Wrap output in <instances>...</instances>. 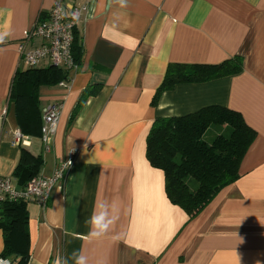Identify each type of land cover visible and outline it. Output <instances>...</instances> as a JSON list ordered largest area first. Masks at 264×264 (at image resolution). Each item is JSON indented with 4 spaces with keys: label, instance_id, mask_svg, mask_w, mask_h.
<instances>
[{
    "label": "crops",
    "instance_id": "crops-1",
    "mask_svg": "<svg viewBox=\"0 0 264 264\" xmlns=\"http://www.w3.org/2000/svg\"><path fill=\"white\" fill-rule=\"evenodd\" d=\"M53 3L0 0V179L9 176L22 189L13 175L21 147L41 156L37 175L71 159L45 209L26 201L27 264H56L81 249L91 264H264V0H88L76 23L78 70L67 81L39 86L40 119L20 116L21 125L9 99L21 67L18 43ZM233 56L243 59L240 73L178 84L152 104L169 63L218 64ZM91 85L97 93L72 118ZM49 104L60 114L45 150L41 109ZM209 106L239 112L256 137L239 178L189 219L168 200L163 172L147 160L146 138L156 118ZM100 201H115L119 219L108 234L90 239L86 222ZM3 248L0 227V264L18 259L2 258Z\"/></svg>",
    "mask_w": 264,
    "mask_h": 264
},
{
    "label": "trees",
    "instance_id": "trees-1",
    "mask_svg": "<svg viewBox=\"0 0 264 264\" xmlns=\"http://www.w3.org/2000/svg\"><path fill=\"white\" fill-rule=\"evenodd\" d=\"M72 55L79 67L82 49L77 44L76 30ZM242 69L241 56H233L218 64L169 63L152 104H156L162 92L171 90L178 84L203 83L238 74ZM69 72L68 69L53 65L18 67L11 83L9 99L16 106L21 125L23 123L20 122V116L27 115L26 118L31 122L40 119L36 102L37 88L67 81ZM97 90V87L91 85L82 92L72 118ZM214 125L219 126L218 133L207 143L203 140V135ZM255 137L256 132L239 112L225 107L209 106L183 116L156 118L146 138V157L151 166L163 172L168 200L179 206L191 219L197 216L222 188L239 178L240 162ZM42 164L40 155H33L21 147L19 162L13 175L19 177L24 186L29 179L37 175ZM26 221V201H2L0 227L4 234V248L1 257L18 256V259L10 264L28 262Z\"/></svg>",
    "mask_w": 264,
    "mask_h": 264
},
{
    "label": "built area",
    "instance_id": "built-area-1",
    "mask_svg": "<svg viewBox=\"0 0 264 264\" xmlns=\"http://www.w3.org/2000/svg\"><path fill=\"white\" fill-rule=\"evenodd\" d=\"M88 7V0L81 7H76L66 0H54L48 14L38 17L31 28L25 32L18 43L19 65L21 67H38L53 65L64 69L78 70L72 55V45L75 37L77 19L82 10ZM59 108L49 104L41 109V141L45 150L49 149L52 136L56 131L59 119ZM14 143H24L19 130L14 133ZM68 159L58 163L51 175H35L29 179L22 189H16L10 184L9 176L0 179V205L5 199L35 201L45 209L52 191L59 187L66 177L70 166ZM71 165V164H70ZM3 264H8L4 262Z\"/></svg>",
    "mask_w": 264,
    "mask_h": 264
},
{
    "label": "clouds",
    "instance_id": "clouds-1",
    "mask_svg": "<svg viewBox=\"0 0 264 264\" xmlns=\"http://www.w3.org/2000/svg\"><path fill=\"white\" fill-rule=\"evenodd\" d=\"M71 161L66 166H70ZM119 219V206L115 201L98 202L86 222L89 226L88 236L90 239H99L113 230L117 220ZM69 259L73 264H91L89 256L81 249L79 253L73 252L68 259L57 258L56 264H69Z\"/></svg>",
    "mask_w": 264,
    "mask_h": 264
},
{
    "label": "rangeland",
    "instance_id": "rangeland-1",
    "mask_svg": "<svg viewBox=\"0 0 264 264\" xmlns=\"http://www.w3.org/2000/svg\"><path fill=\"white\" fill-rule=\"evenodd\" d=\"M218 127L219 126H215V125L211 126L207 130V132L203 135V140L209 143L212 140L213 136L218 133L219 130Z\"/></svg>",
    "mask_w": 264,
    "mask_h": 264
}]
</instances>
